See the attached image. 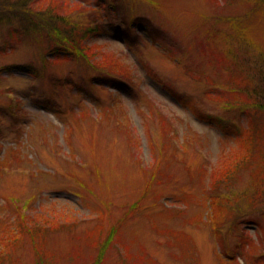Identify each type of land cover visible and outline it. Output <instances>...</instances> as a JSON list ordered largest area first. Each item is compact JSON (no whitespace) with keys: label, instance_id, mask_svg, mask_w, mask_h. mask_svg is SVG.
<instances>
[{"label":"rangeland","instance_id":"1","mask_svg":"<svg viewBox=\"0 0 264 264\" xmlns=\"http://www.w3.org/2000/svg\"><path fill=\"white\" fill-rule=\"evenodd\" d=\"M69 1L56 9L65 20L98 26L83 56L0 20V264H254L245 249L260 229L244 214L216 228L211 208L255 175L241 158L221 172L232 131L249 124L233 80L250 75L234 59L237 48L264 50V10L255 0ZM255 217L264 227V212Z\"/></svg>","mask_w":264,"mask_h":264},{"label":"trees","instance_id":"2","mask_svg":"<svg viewBox=\"0 0 264 264\" xmlns=\"http://www.w3.org/2000/svg\"><path fill=\"white\" fill-rule=\"evenodd\" d=\"M255 1L257 5L264 10V0ZM44 2L45 0H0V20L6 24H10V22L16 20L22 27L35 32V34H37V36L39 35L41 38H45L47 42H51L49 46L51 52L58 53L60 51H69L72 53L74 52L76 55L83 56L82 48H88L84 42L85 36H87V32L92 33V31L98 28L96 22L89 21L85 27H79L78 29V25L75 22L65 20V13L61 14L56 10L59 4H61L62 10L71 6L69 0H61V2L59 0H53V4L47 3L46 8L43 6ZM244 15L240 16L244 18ZM239 18L240 17L232 16L231 19L237 21ZM240 31H242V29L235 32L234 36L238 38L245 37L244 33ZM233 49L234 48H232L231 51H233ZM236 53L238 56L234 59V62L236 60L239 66L243 67H241V74L243 75L248 70L247 73L250 76L249 78L244 77L233 80L237 84L241 82L238 84L241 88L237 87L240 91H234L233 94L240 96L241 94L245 95V100H243L242 103L248 105L249 110L248 112L244 110V114L249 119V124H247V128L241 127L240 130L232 131L236 142V148L232 151L235 155L232 154L234 155L232 158H230V154L225 155L226 158L223 162L224 165L222 166L221 175L231 176L234 174L236 167L240 166L238 162L240 158L242 164H246L251 160L255 161L256 168L252 172V174L255 175H252L254 177L251 181L248 180L247 184L244 186L246 187L245 189L239 192L226 194L224 199L220 198V195L217 196V198L213 200L211 209L213 211V220L216 228H220V226L228 221H230V224H235L242 214L249 216L248 221L252 222L260 229L261 243H259V245L254 242L250 245L248 244V248L245 249V254L252 263L259 264L261 260L258 256L259 247L264 250V227L260 220H256L255 214L264 212V201L258 207L251 200L261 196L264 199V50L258 48H237ZM103 61L105 62L107 60L104 58ZM112 65H115L114 61ZM118 65L120 68L121 64L118 63ZM232 65L235 67V63ZM104 66H106V64ZM244 70L245 72L243 73ZM244 107L245 106H243V109ZM161 118L165 120L163 116ZM217 177L218 176L213 180L215 182L213 183L214 187L223 184L225 180L224 177ZM221 195L223 194L221 193ZM21 216L28 223L30 222L29 224L32 223L29 228H33L34 230L30 229V231L40 232L41 234L42 231L44 232L42 226L33 225L35 220L27 218V215L24 213H22ZM21 223L17 222L14 231L19 228ZM20 233L21 232L17 230L16 233L11 234L9 237H6V239L13 240L12 238ZM261 255H263L262 252ZM229 257L232 258L230 260H235V255Z\"/></svg>","mask_w":264,"mask_h":264}]
</instances>
